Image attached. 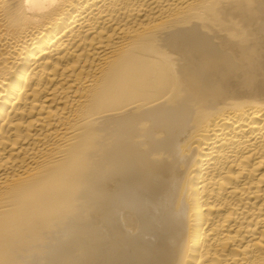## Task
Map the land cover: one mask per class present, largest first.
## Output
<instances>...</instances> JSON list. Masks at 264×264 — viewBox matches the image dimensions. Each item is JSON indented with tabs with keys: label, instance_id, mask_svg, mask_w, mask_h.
Instances as JSON below:
<instances>
[{
	"label": "bare ground",
	"instance_id": "1",
	"mask_svg": "<svg viewBox=\"0 0 264 264\" xmlns=\"http://www.w3.org/2000/svg\"><path fill=\"white\" fill-rule=\"evenodd\" d=\"M0 264H264V0H0Z\"/></svg>",
	"mask_w": 264,
	"mask_h": 264
}]
</instances>
